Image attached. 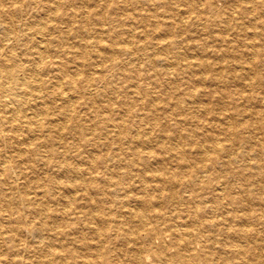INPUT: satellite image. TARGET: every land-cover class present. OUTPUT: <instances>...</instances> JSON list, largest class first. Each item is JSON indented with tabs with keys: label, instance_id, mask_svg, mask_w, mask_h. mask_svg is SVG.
I'll use <instances>...</instances> for the list:
<instances>
[{
	"label": "bare ground",
	"instance_id": "6f19581e",
	"mask_svg": "<svg viewBox=\"0 0 264 264\" xmlns=\"http://www.w3.org/2000/svg\"><path fill=\"white\" fill-rule=\"evenodd\" d=\"M0 264H264V0H0Z\"/></svg>",
	"mask_w": 264,
	"mask_h": 264
}]
</instances>
